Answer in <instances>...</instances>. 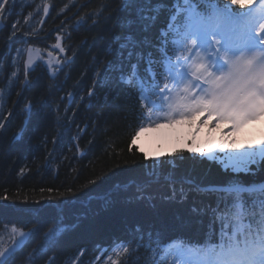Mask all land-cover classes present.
<instances>
[{"label": "trees", "instance_id": "1", "mask_svg": "<svg viewBox=\"0 0 264 264\" xmlns=\"http://www.w3.org/2000/svg\"><path fill=\"white\" fill-rule=\"evenodd\" d=\"M119 2L9 0L8 11L0 14V237L9 246L13 225L35 229L8 264H31L34 249L35 264H48L49 257L55 264H112L119 242L147 245L150 237L153 247L172 240L216 243L221 222L214 210L220 204L223 211V203L197 186L264 182V160L237 173L187 148L158 158L139 148L137 133L148 120L139 92L121 75L139 54L138 72L152 83L145 71L148 53L160 59L161 31L174 0H152L145 8L159 3L156 19L131 25L135 13L129 17ZM193 2L209 12L230 0ZM242 4L248 2L231 7L243 12ZM29 47L42 56L53 53L61 66L52 73L40 59L27 67L22 50ZM153 69L160 71L158 65ZM157 80L163 87L160 75ZM152 172L192 183L183 185V195L179 183L173 195L163 180L137 191ZM57 223L58 235L48 240L44 233ZM145 256L142 248L135 259L144 264Z\"/></svg>", "mask_w": 264, "mask_h": 264}, {"label": "snow or ice", "instance_id": "2", "mask_svg": "<svg viewBox=\"0 0 264 264\" xmlns=\"http://www.w3.org/2000/svg\"><path fill=\"white\" fill-rule=\"evenodd\" d=\"M8 2L0 3V14L8 11ZM240 3L241 0H230L223 8L213 6L211 11L201 12L193 0H174L167 29L161 31L160 59L153 60L152 53H148L145 71L152 83L138 72L139 54L137 63L131 64L130 70L121 75L124 83L139 92L145 120L173 123L206 116L201 122L207 123L214 117L213 122L227 121L232 128H239L249 120L264 116V23H261L264 21V0H255V3L249 0L247 5H241L245 11H234L231 5ZM145 5H152V0H120L119 9L128 12L129 17L135 13L136 19L129 18V25L136 21H154L159 3L148 8ZM44 11L48 12L47 5ZM144 27L147 30L148 25ZM126 39L132 41L131 36ZM60 51L64 49L61 47ZM132 55L129 50V58ZM153 65H158L160 71L154 70ZM157 75L165 81L163 87ZM168 81L172 82L171 86ZM219 147L223 150L225 146ZM189 151L215 155L211 148ZM225 158L226 167L237 173L247 171L248 165L256 163L257 158L264 160V141L257 148L232 149L225 153ZM162 180L171 187L173 195L177 193V183L181 195L183 185L192 183L187 178L178 180L171 173L152 172L137 184V191L142 193L145 187L160 184ZM197 190L216 194L223 203V211L220 204L214 210L221 222L218 242L194 244L172 240L163 245L157 242L155 247L151 237L147 245L139 241L119 242L113 248L118 261H112V264H139L135 257L142 248L146 253L144 264H264V182L229 180L210 187L197 186ZM34 231L25 232L13 225L9 246H5L0 237V264H8ZM59 231L60 225L53 224L44 236L51 240ZM36 251L28 254L31 264H35ZM48 264H55V258L49 257Z\"/></svg>", "mask_w": 264, "mask_h": 264}, {"label": "rangeland", "instance_id": "3", "mask_svg": "<svg viewBox=\"0 0 264 264\" xmlns=\"http://www.w3.org/2000/svg\"><path fill=\"white\" fill-rule=\"evenodd\" d=\"M249 2V0H241ZM255 3V0H253ZM264 23V21H261ZM26 54V65L31 67L33 63L42 59L47 66L51 64L50 71L54 73L60 65L58 58L53 53H47L42 56L34 48H23L22 53ZM31 57V63L29 58ZM170 81L169 85L171 86ZM205 117H198L196 120H183L173 123H167L163 120L149 122L143 131H140L136 144L149 157H160L164 153L171 152L176 148L182 147L187 149H212L215 155L202 154L210 159L220 161L225 168V153L232 149L243 150L245 148H257L264 141V116L254 120H249L239 128H232L231 123L227 121L203 123ZM224 145L221 150L219 146ZM195 152V151H192ZM199 153V152H196ZM201 154V153H200ZM259 158H257V161ZM248 165V169L249 166ZM231 169V168H230Z\"/></svg>", "mask_w": 264, "mask_h": 264}]
</instances>
